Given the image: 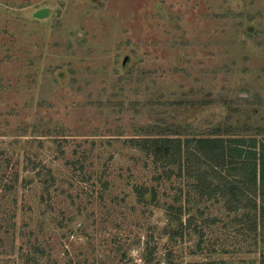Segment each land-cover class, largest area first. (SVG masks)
<instances>
[{
	"label": "rangeland",
	"instance_id": "374dc122",
	"mask_svg": "<svg viewBox=\"0 0 264 264\" xmlns=\"http://www.w3.org/2000/svg\"><path fill=\"white\" fill-rule=\"evenodd\" d=\"M177 132L264 137V0H0V264L264 262L242 211L132 145Z\"/></svg>",
	"mask_w": 264,
	"mask_h": 264
},
{
	"label": "trees",
	"instance_id": "16d2710c",
	"mask_svg": "<svg viewBox=\"0 0 264 264\" xmlns=\"http://www.w3.org/2000/svg\"><path fill=\"white\" fill-rule=\"evenodd\" d=\"M178 135L177 133L173 134ZM136 139V138H135ZM133 147L151 157L152 163L160 165L165 178L171 175L185 176L192 179L191 188L199 198L217 196L223 201L229 212L242 211L240 218L235 217L238 224H246L247 230L253 236L260 230L258 238H264V137H186L158 136L155 138H142L132 140ZM140 201H145L149 194L154 200L155 190H136ZM169 206L165 228L170 235L182 236L183 232L196 234L199 237L196 243L198 249L202 243L204 229L195 224V215L182 209L179 205L178 213L173 215ZM181 213L188 215L184 220ZM191 227V229H190ZM190 229V230H189ZM1 241V237H0ZM34 252L39 249V244H33ZM41 253V252H40ZM259 253L260 263L264 264ZM38 258H33V263L38 264ZM193 255V254H192ZM145 264H151L152 253L142 254ZM166 261L157 264H172L171 256H166ZM225 264L224 260H219Z\"/></svg>",
	"mask_w": 264,
	"mask_h": 264
},
{
	"label": "water",
	"instance_id": "95a60500",
	"mask_svg": "<svg viewBox=\"0 0 264 264\" xmlns=\"http://www.w3.org/2000/svg\"><path fill=\"white\" fill-rule=\"evenodd\" d=\"M45 12H46V9L38 10V11L34 12L32 14V16L33 17H42L46 14Z\"/></svg>",
	"mask_w": 264,
	"mask_h": 264
},
{
	"label": "clouds",
	"instance_id": "9594fccd",
	"mask_svg": "<svg viewBox=\"0 0 264 264\" xmlns=\"http://www.w3.org/2000/svg\"><path fill=\"white\" fill-rule=\"evenodd\" d=\"M133 254H135V253H133Z\"/></svg>",
	"mask_w": 264,
	"mask_h": 264
}]
</instances>
